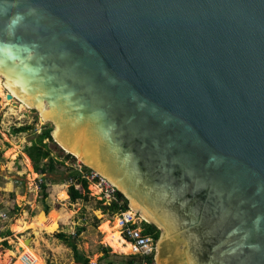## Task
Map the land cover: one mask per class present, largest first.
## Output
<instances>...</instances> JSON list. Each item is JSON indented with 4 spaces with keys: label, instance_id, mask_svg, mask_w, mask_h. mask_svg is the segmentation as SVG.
Masks as SVG:
<instances>
[{
    "label": "water",
    "instance_id": "water-1",
    "mask_svg": "<svg viewBox=\"0 0 264 264\" xmlns=\"http://www.w3.org/2000/svg\"><path fill=\"white\" fill-rule=\"evenodd\" d=\"M0 77L154 263L264 264V0H0Z\"/></svg>",
    "mask_w": 264,
    "mask_h": 264
},
{
    "label": "rangeland",
    "instance_id": "rangeland-1",
    "mask_svg": "<svg viewBox=\"0 0 264 264\" xmlns=\"http://www.w3.org/2000/svg\"><path fill=\"white\" fill-rule=\"evenodd\" d=\"M5 97L6 89L0 77V232L9 231L0 235V264L7 250L15 253L10 257V261L14 259L13 264H22L23 252L33 257L32 264H82L76 262L71 246L54 235L58 231L71 234L77 251L88 257V264L99 261L104 253L103 245L109 246V253L129 254L130 250H113L105 243L107 235L120 234V230L118 212L111 213L100 207V200H104L103 204L109 202L99 187L89 182V200L71 201L67 192L70 183L60 182L66 179L70 168L80 167L82 161L78 157L75 160L64 158V150L43 139L50 154L59 159L58 171L47 175L35 171L24 148L44 126L51 125L42 120L35 109L17 99L6 101ZM24 125L32 128L12 133V127ZM62 159L63 163L60 162ZM40 177L46 180L45 197L49 196L50 203L59 205V209L51 210L47 217L39 214L42 209H48L43 204L45 197L39 193ZM75 187L79 188V185ZM21 219H24L23 224ZM78 226H84V229L76 233ZM26 237L31 238L29 247L22 245ZM19 245L23 248L20 249Z\"/></svg>",
    "mask_w": 264,
    "mask_h": 264
},
{
    "label": "trees",
    "instance_id": "trees-1",
    "mask_svg": "<svg viewBox=\"0 0 264 264\" xmlns=\"http://www.w3.org/2000/svg\"><path fill=\"white\" fill-rule=\"evenodd\" d=\"M30 128H32L30 125L12 127V133L16 134L18 132H24ZM50 128L51 127L44 126L43 129H41V131L36 135V137L31 140V143L29 145H26L24 148V152L27 153V155L33 162L35 171L41 175H47L58 171L57 163L59 159L50 154V148L48 147L46 142H43V139H47V141H51L53 143L49 135ZM69 157H71V159L73 160L76 159L74 155H71L69 153L64 154V158ZM60 162L63 163L64 159L60 160ZM89 170L90 169L86 167V165L80 164V167L70 168V172H68L66 179H61L60 182L68 181L70 183L67 192L71 201H75L76 199H84L86 201L89 200V181L85 177L86 173ZM76 184L79 185V188L75 187ZM38 186L39 193L42 197H45L46 180L40 177L38 179ZM103 202L104 200L99 201L100 207L103 208L104 211L107 210L111 213H114L127 209V200L118 191L115 192L114 198L108 204H103ZM43 204L48 209H42L39 212L42 217H47L51 210L55 211L59 209V205L50 203L49 196L44 198ZM20 221L22 222V224L24 223V219L23 221L22 219ZM142 226L144 232L151 234L155 240L158 238L160 230L155 224L143 220ZM83 229L84 226H78L76 229V233L80 232ZM8 232V230L0 232V235L6 234ZM54 235L64 240L69 246H71L76 262L88 264V257L77 251L76 242L72 238H70L71 234L64 231H58L55 232ZM4 243H6V240H4ZM102 247L104 249V253L101 257H99V261L95 264H140L142 261H145L147 264H155L154 254L144 256L131 253L114 254L109 253V246L103 245Z\"/></svg>",
    "mask_w": 264,
    "mask_h": 264
},
{
    "label": "built area",
    "instance_id": "built-area-1",
    "mask_svg": "<svg viewBox=\"0 0 264 264\" xmlns=\"http://www.w3.org/2000/svg\"><path fill=\"white\" fill-rule=\"evenodd\" d=\"M85 177L90 183L99 187L105 200L110 202L114 198L116 189L97 171L90 169ZM117 217L120 236L125 242L130 243L131 254L144 256L155 253L156 240L151 234L143 231L142 221L144 219L136 211L127 208L119 211ZM21 261L22 264H28V262L29 264H32L34 259L30 254L23 252L21 254ZM140 264L147 263L142 261Z\"/></svg>",
    "mask_w": 264,
    "mask_h": 264
},
{
    "label": "bare ground",
    "instance_id": "bare-ground-1",
    "mask_svg": "<svg viewBox=\"0 0 264 264\" xmlns=\"http://www.w3.org/2000/svg\"><path fill=\"white\" fill-rule=\"evenodd\" d=\"M5 86L7 87L6 85V81H5ZM5 100L6 101H9L11 99H7L5 97ZM40 115V114H39ZM41 117V116H40ZM61 144V143H60ZM66 149V148H65ZM67 150V149H66ZM69 151V150H67ZM72 153V152H71ZM75 155V154H74ZM81 161L85 162L83 159H81L78 155H76ZM131 209V208H130ZM115 226L117 227L118 225L115 224ZM31 241V238L29 240V242ZM26 243L24 240L22 241V245H24V247H29L30 246V243ZM105 243H107L108 245L111 246V248L113 250H120V251H126V250H130L131 248V245L129 242H125L123 240V238L120 236V234H112V235H107L105 237ZM23 248V247H22ZM21 248V249H22ZM15 253L11 250H7L6 253H5V256H4V259L2 261V264H13V261L14 259H12V261H10V257L13 256ZM16 257V256H15ZM158 264H159V261H157ZM29 264V262H28Z\"/></svg>",
    "mask_w": 264,
    "mask_h": 264
},
{
    "label": "clouds",
    "instance_id": "clouds-1",
    "mask_svg": "<svg viewBox=\"0 0 264 264\" xmlns=\"http://www.w3.org/2000/svg\"><path fill=\"white\" fill-rule=\"evenodd\" d=\"M13 23H15V21H13Z\"/></svg>",
    "mask_w": 264,
    "mask_h": 264
}]
</instances>
